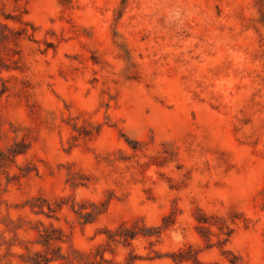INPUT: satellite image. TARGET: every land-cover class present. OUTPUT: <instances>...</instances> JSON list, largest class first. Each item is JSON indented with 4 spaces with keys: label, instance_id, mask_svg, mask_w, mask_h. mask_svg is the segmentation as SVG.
<instances>
[{
    "label": "rangeland",
    "instance_id": "374dc122",
    "mask_svg": "<svg viewBox=\"0 0 264 264\" xmlns=\"http://www.w3.org/2000/svg\"><path fill=\"white\" fill-rule=\"evenodd\" d=\"M188 246L264 264V0H0V264Z\"/></svg>",
    "mask_w": 264,
    "mask_h": 264
},
{
    "label": "trees",
    "instance_id": "16d2710c",
    "mask_svg": "<svg viewBox=\"0 0 264 264\" xmlns=\"http://www.w3.org/2000/svg\"><path fill=\"white\" fill-rule=\"evenodd\" d=\"M18 152V151H17ZM16 153V152H15ZM184 259H191L194 264H198L199 260L197 257V251L193 250L191 246H188L186 250H180L174 257V260H177L178 262L184 260ZM35 264H39V261L35 260Z\"/></svg>",
    "mask_w": 264,
    "mask_h": 264
}]
</instances>
